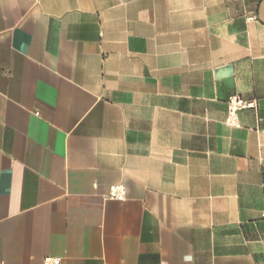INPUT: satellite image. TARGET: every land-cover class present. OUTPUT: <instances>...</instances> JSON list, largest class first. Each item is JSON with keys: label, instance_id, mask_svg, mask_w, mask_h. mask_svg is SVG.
Instances as JSON below:
<instances>
[{"label": "crops", "instance_id": "obj_1", "mask_svg": "<svg viewBox=\"0 0 264 264\" xmlns=\"http://www.w3.org/2000/svg\"><path fill=\"white\" fill-rule=\"evenodd\" d=\"M48 257L264 264V0H0V264Z\"/></svg>", "mask_w": 264, "mask_h": 264}, {"label": "built area", "instance_id": "obj_2", "mask_svg": "<svg viewBox=\"0 0 264 264\" xmlns=\"http://www.w3.org/2000/svg\"><path fill=\"white\" fill-rule=\"evenodd\" d=\"M255 104L241 98L240 96H231L228 100V116L227 124L229 126L238 128L240 127L238 114L241 111L254 108ZM127 197V189L124 185H117L111 187L106 198L109 200L124 201ZM43 264H62V260L56 257H48L44 260Z\"/></svg>", "mask_w": 264, "mask_h": 264}]
</instances>
